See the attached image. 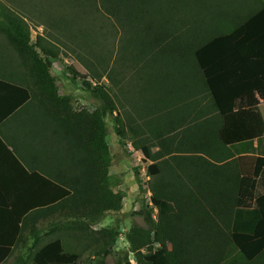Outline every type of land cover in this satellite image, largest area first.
I'll use <instances>...</instances> for the list:
<instances>
[{"label":"trees","instance_id":"1","mask_svg":"<svg viewBox=\"0 0 264 264\" xmlns=\"http://www.w3.org/2000/svg\"><path fill=\"white\" fill-rule=\"evenodd\" d=\"M58 6L52 13L59 16L48 17L65 38L55 35L56 43L41 33L34 41L27 17L0 1V136L30 172L49 179L38 180V186L59 193L51 204L46 197L30 200L36 203L19 222L14 244L0 245V264H87L91 254L93 264H107L121 235L119 223L97 226L123 209L126 196L115 191L110 174L108 116L122 140L131 134L133 147L154 161L149 208L157 216L143 209L137 214L145 224L134 223L127 234L137 264H264V102L220 113L230 102L264 88V71L238 84L230 80L249 61H264V2L63 0ZM106 21L122 33V59L129 54L134 63L141 62L145 84L157 86L156 103L148 96L141 105L145 109L137 112L144 124L134 117L125 123L116 99L102 84L104 77L118 83L116 73L104 67V44L98 39L106 28L108 34ZM92 31L97 35L92 45L100 53L90 50L91 58L80 56L83 68L76 62L68 66L72 80L81 78L98 102L90 110L77 108L72 95L60 92L52 64L61 57L60 46L86 50ZM234 53L241 60L223 69L220 62ZM208 97L210 113L200 108ZM25 106L51 116L59 133L64 129L59 141L66 142V149L58 155L64 161L46 166L36 159L31 164L2 131ZM31 119L39 120L36 115ZM219 142L234 157L223 164L225 159L213 154ZM153 147L159 150L152 153ZM0 208H11L1 186ZM71 237L80 246L67 251L71 262H50L43 254L49 244ZM118 264H129L128 258Z\"/></svg>","mask_w":264,"mask_h":264},{"label":"rangeland","instance_id":"2","mask_svg":"<svg viewBox=\"0 0 264 264\" xmlns=\"http://www.w3.org/2000/svg\"><path fill=\"white\" fill-rule=\"evenodd\" d=\"M0 1H2L5 5L15 9V11L20 15L27 17L34 41L39 33L43 34L50 40L53 39V41L56 43V38H53L55 35L65 39L62 36L61 31L53 29L50 21L48 20V17L59 16L56 14L54 15L52 12L57 11L60 8L61 5L58 6V3H62L63 0H24L26 5L23 6L20 4V0ZM261 1L264 2V0ZM31 3H35L40 9L37 12L33 10V8L30 9V7H32ZM102 23L105 24V22ZM108 26V34L106 28V35H104L102 39H98L103 41L104 44V51L101 52L102 54L106 55V63L104 64V67L107 68L108 72H113L114 75L116 73L117 76L115 75V77L117 78L118 83L114 84V82L110 81L107 77H104L102 79V84H104L107 89H109L111 95H113V97L116 99L118 107L122 111V118L125 123L134 117L139 124H144V122L139 118L137 112L145 109V106L141 105L145 102L148 96H151L153 102L156 103L158 97V94H156L157 86L154 85V88H150L151 85L148 87V84H145L146 77L143 76V78L139 72L142 67L141 62L134 63V59H131L129 54L124 60L122 59L124 56V53L121 49L123 45L121 38L122 33H120L117 29H114V27L110 24ZM92 32H89L86 37L87 44H89V46L86 47V50L77 49L76 51H73L64 46H60L61 57L59 59L53 60L52 73L57 79L60 92L62 94L72 95L75 99V106L77 108L86 107L93 110L96 108L98 102L95 101L90 93L86 90L83 80L78 77L77 80L73 81V75L68 70V66L74 62H76L78 67L83 68L78 62V58L80 56H88L91 58L90 50H92L94 54L100 53V50H98L96 46L92 45L95 38H97V35L94 33V31ZM90 46L92 47L90 48ZM93 58L94 56L92 57V60H94ZM240 59L241 55L239 53H235L229 59H227L224 64L231 65ZM95 63L97 64V60H95ZM100 70H103V66L100 67ZM263 71L264 61L252 60L245 65L242 73H258V75H260L263 73ZM142 74H145L143 70ZM144 86L145 88H143ZM142 89H145V91L142 92ZM262 95H264V88L257 91L256 94H253V97H260ZM247 99H250V97ZM242 103L243 101L241 100L239 104ZM231 108L232 107L222 110V113L229 112ZM142 114L145 113L142 112ZM106 121L108 129L107 141L110 145L111 153L113 155L112 166L110 168L113 186L115 191H122L126 196L123 201V209L119 212L109 213L106 219L103 221V224L98 225L97 229L119 223V232L121 235L118 237L114 254L109 256L107 259V264H118L119 260L124 262L126 258H128L129 264H137L134 254L130 251V244L127 239V234L134 223L139 225L145 224L144 217L138 215V212L142 211L143 209H148L153 213L154 217L157 216V210L154 208H149L152 205L150 200L152 193L150 192L149 188L150 184L156 180V178L150 174L149 167L154 163V161L146 158L141 150H136L133 147L135 137H133L131 134H129L123 140L121 139L116 130L118 125L116 124L113 117L108 116ZM180 137L181 135H179V138ZM122 141L124 142V145H122ZM158 150L159 148L153 147L152 153H155ZM161 168L163 169L162 164L159 165V169ZM26 182L28 181H25L22 186H20L21 189H18L19 191L16 192V194L10 192L12 195V198H10L12 212L6 215L12 221L11 224L15 223V217L17 216V213L22 210V207H27V202L25 200L27 196L29 198L38 197V200H40L41 197H46L49 199L48 204L56 202L57 199L55 197L59 196V193L54 191L49 186H38L37 181L32 184H27ZM34 203H36L35 200L29 204ZM32 208H34V206ZM171 210H175L173 205H171ZM18 232L19 227L17 232L14 234L11 233L9 239L2 241V244L13 245ZM12 235L13 239H11ZM78 250H80L78 241L71 237L65 239L64 241L61 240L49 244L43 249V254L50 262H71L72 260L68 257L67 251L75 252ZM167 256L170 258L171 252H169ZM94 261L95 258L91 254L86 260V263L93 264Z\"/></svg>","mask_w":264,"mask_h":264},{"label":"crops","instance_id":"3","mask_svg":"<svg viewBox=\"0 0 264 264\" xmlns=\"http://www.w3.org/2000/svg\"><path fill=\"white\" fill-rule=\"evenodd\" d=\"M232 55L220 62V65L223 69H227L241 60L240 59L231 65L224 64L226 60ZM244 67L245 64L234 74H232L230 77L232 84H238L254 76V73H242ZM257 91L259 90L250 92L247 95L230 102L220 110V113L222 115H226L238 110L252 108L253 106L264 102V95L260 97H253V94H256ZM248 97H250V99H247ZM241 100L243 103L239 104ZM207 107L210 109L212 108V100L210 97H208L207 100L200 106V108H204L206 112L210 113V110H207ZM230 107L232 108L229 112L222 113V110ZM35 115L39 120L34 121L31 119ZM44 115V111H40L36 106L35 110L30 106H25L21 111L12 116V118L4 124L2 131L10 135V138L16 149L27 161L31 162V164H33V161L37 159L39 161L37 162L38 165L55 166V162L65 160V157L58 156L61 154V150L64 151L66 149V142L59 141V136L60 134H63L62 130L64 129L61 128V133H59L60 126L58 123L53 120L51 116L50 118H47L44 117ZM3 143L4 141L0 136V186L9 200L12 198L10 192L16 194V192L19 191L18 189H21L20 186H22L25 181H28L26 182L27 184H32L38 180H45V182L49 181L47 177L40 174L39 172H30L19 160V158L12 152V148L8 147L5 143L4 144L6 146L3 145L4 148L2 147L1 144ZM255 145H257L256 142ZM228 149L229 147L224 146L219 142V150L213 152L215 156L217 155L225 159L220 164H223L234 158ZM233 150L237 157L238 155L236 146ZM230 154L231 156H229ZM32 199L33 198L31 197H26L25 200L27 202V207H22V210L17 213V216L15 217L16 225L15 223L11 224L12 221L6 215L12 212V205L9 210L0 208V245L4 239H9L11 233L14 234L17 232L19 222L22 221L24 215L27 214L30 211V208L33 207L31 206L32 204H29L31 203L30 200ZM101 224H103V222ZM11 239H13V235L11 236ZM235 255H237L236 252H234V256Z\"/></svg>","mask_w":264,"mask_h":264}]
</instances>
